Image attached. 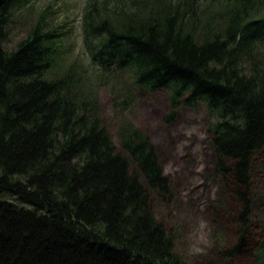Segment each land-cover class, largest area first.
<instances>
[{
    "label": "trees",
    "instance_id": "16d2710c",
    "mask_svg": "<svg viewBox=\"0 0 264 264\" xmlns=\"http://www.w3.org/2000/svg\"><path fill=\"white\" fill-rule=\"evenodd\" d=\"M35 1L0 5V264H186L155 208L171 201L170 180L132 120L140 94L160 91L168 121L204 108L215 172L236 202L239 244L226 255L246 253L264 151V0H87L85 61L43 19L7 47Z\"/></svg>",
    "mask_w": 264,
    "mask_h": 264
},
{
    "label": "rangeland",
    "instance_id": "374dc122",
    "mask_svg": "<svg viewBox=\"0 0 264 264\" xmlns=\"http://www.w3.org/2000/svg\"><path fill=\"white\" fill-rule=\"evenodd\" d=\"M86 3L87 0H36L14 18L7 47H16L43 19L47 29H55L63 37L66 56L85 61L81 22ZM100 103L103 119L118 143L116 119L104 89ZM169 112L167 93H144L140 94L132 120L149 133L170 180L171 201H158L155 208L158 218L176 233L177 252L186 264H260L258 251L264 248V151L254 167L256 203L249 245L244 249L247 251L234 257L226 255L239 244L238 229L229 213L236 202L225 181L215 172L216 159L204 123L205 110L202 106L197 110L182 107L172 121H168ZM215 249L219 251L218 257L213 255Z\"/></svg>",
    "mask_w": 264,
    "mask_h": 264
},
{
    "label": "bare ground",
    "instance_id": "6f19581e",
    "mask_svg": "<svg viewBox=\"0 0 264 264\" xmlns=\"http://www.w3.org/2000/svg\"><path fill=\"white\" fill-rule=\"evenodd\" d=\"M253 192H254V187H253ZM255 203H256V201L254 202V205H255ZM259 207H260V206H259ZM259 207H258V208H259ZM259 209H260V208H259Z\"/></svg>",
    "mask_w": 264,
    "mask_h": 264
},
{
    "label": "water",
    "instance_id": "95a60500",
    "mask_svg": "<svg viewBox=\"0 0 264 264\" xmlns=\"http://www.w3.org/2000/svg\"><path fill=\"white\" fill-rule=\"evenodd\" d=\"M3 0H0V5L2 4Z\"/></svg>",
    "mask_w": 264,
    "mask_h": 264
}]
</instances>
